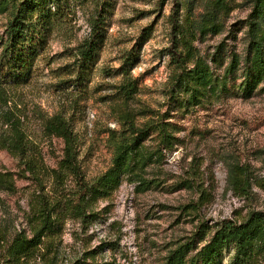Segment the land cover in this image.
I'll return each instance as SVG.
<instances>
[{
    "label": "rangeland",
    "instance_id": "rangeland-1",
    "mask_svg": "<svg viewBox=\"0 0 264 264\" xmlns=\"http://www.w3.org/2000/svg\"><path fill=\"white\" fill-rule=\"evenodd\" d=\"M254 3L61 0L62 14L48 25L30 68L0 90V264H165L169 252L188 241L195 240L188 257L195 255L220 221L241 220L252 209L264 212V82L244 96L237 69L221 92L187 102L168 53L177 23L192 47L185 67L203 58L224 76L231 54L245 55ZM213 15L218 30L202 32ZM8 17L0 15V35ZM93 19L101 20L96 53L82 74L67 72ZM179 49L184 54L182 43ZM129 82L134 91L127 99L119 92ZM54 115L75 133L78 169L91 186L113 168L114 140L129 122L163 123L172 144L158 151L154 132L141 144L147 162L133 163L141 184L126 175L107 195L81 200L74 174L56 177L65 144L45 129ZM8 117L30 141L34 174L5 147L14 134ZM239 170L249 179L246 198L233 185ZM45 200L54 205L55 227L43 234L35 256L9 260L7 248L23 231L31 238V220ZM234 252L232 244L224 247L214 264H264L262 246L242 260Z\"/></svg>",
    "mask_w": 264,
    "mask_h": 264
},
{
    "label": "trees",
    "instance_id": "trees-1",
    "mask_svg": "<svg viewBox=\"0 0 264 264\" xmlns=\"http://www.w3.org/2000/svg\"><path fill=\"white\" fill-rule=\"evenodd\" d=\"M60 2L61 0H0V15L7 13L9 16L0 35V90L1 87L3 89L5 86L13 85L23 77L25 70L30 68L32 58L37 49L42 47L49 32L48 25L62 14ZM253 8V20L250 21L246 31L248 43L245 55L240 59L237 54L232 53L229 67L222 77L216 75L203 58H196L192 68L185 67V63L192 54V47L186 38V30H180L177 23L172 25L168 53L171 63L177 69L172 76L177 86L182 88V93L187 96V102H198L199 98L207 92L213 94L221 92L224 90L225 83L232 79L237 69L240 70L242 78L238 87L244 96H250L256 86L264 82V0H255ZM200 30L216 32L218 27L215 23V15L208 16L201 24ZM100 31L101 20L93 19L89 34L75 47L74 58L67 72L76 70L77 74H82L85 65L93 59L96 53ZM181 43L184 47V54L179 49ZM216 54L213 53L212 61L219 58ZM72 67L74 69H71ZM124 70L127 72L126 68ZM133 87V84L129 82L120 88L119 94L128 99L134 91ZM5 123H9L12 130L14 129L11 139L5 141L6 149L22 156L25 170L34 174L37 166L34 158L28 154L30 141L9 117L6 118ZM163 125L158 122L147 124L144 127H134V124L129 122L124 130L125 133L114 140L113 168L106 172L96 185L91 186L84 180L78 169L75 133L65 118L54 115L46 120L45 129L61 136L65 144L64 156L56 177L63 181L70 173L74 174L78 181L81 200L87 195L93 198L107 195L110 189L126 175L141 184V176L132 170L135 167L133 163L136 165L141 163L143 166L147 162L142 152V142L155 132L157 133L156 138H159L158 151L161 152L172 144V136L163 130ZM239 174L234 177L236 181L233 185L239 195L246 198L249 179L244 171L239 170ZM53 206L47 200L42 203L37 212V219L31 220L30 223L33 222L31 225L33 235L27 238L23 235L24 231L16 235L12 244L7 248L9 260L16 261L21 256L36 255L43 234L55 227ZM82 214L88 217L85 216V210ZM194 244L195 240H192L172 249L165 264H214L220 251L230 244L235 248L234 259L249 258L254 253L255 247H264V212L252 209L241 220L228 218L220 221L207 243L195 255L188 257L189 250L194 247ZM81 264L86 263L83 260ZM89 264L107 263L95 261Z\"/></svg>",
    "mask_w": 264,
    "mask_h": 264
}]
</instances>
